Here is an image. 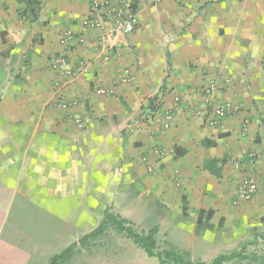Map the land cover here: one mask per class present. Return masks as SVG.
<instances>
[{
  "label": "crops",
  "instance_id": "0c3cea01",
  "mask_svg": "<svg viewBox=\"0 0 264 264\" xmlns=\"http://www.w3.org/2000/svg\"><path fill=\"white\" fill-rule=\"evenodd\" d=\"M92 1L0 0V264H49L107 209L137 232L158 227L159 246L194 261L238 251L264 232V0H135L129 34L84 29ZM65 30L86 43L64 46ZM61 54L86 71L60 74L51 63ZM210 79L217 101L239 107L221 125L194 114ZM249 151L260 156L258 191L234 205L244 175L234 161ZM104 235L67 264H162L125 233Z\"/></svg>",
  "mask_w": 264,
  "mask_h": 264
},
{
  "label": "built area",
  "instance_id": "2783aa9c",
  "mask_svg": "<svg viewBox=\"0 0 264 264\" xmlns=\"http://www.w3.org/2000/svg\"><path fill=\"white\" fill-rule=\"evenodd\" d=\"M151 3L156 4L161 0H149ZM135 0H93L90 11L83 19V27L86 30H92L100 27L105 23L113 26L115 34H129L135 31L139 24L138 11L136 9ZM61 43L64 46H69L73 43L85 44L86 38L84 35L75 33L72 30H65L61 35ZM53 68L60 74L67 77L79 76L83 71H86L87 65L81 63L79 69L69 67L65 54L57 55L52 61ZM124 82L130 81L131 78L125 75L122 79ZM219 90V83L215 79H210L203 89V104L200 108L194 110V114L200 117L205 122L211 125H221L229 116L238 113L239 107L231 100L217 101L216 93ZM99 92L105 94V88L99 89ZM181 98L175 96V101L179 103ZM72 102L59 98L58 105L63 109H68ZM74 115H70L73 118ZM174 120L172 111L165 114L163 126L169 128ZM75 124L78 128L82 129L84 123L79 118H74ZM243 129H247L246 123ZM164 151L161 148H155L153 154L155 159L160 160ZM259 154L254 151L247 152L243 157L234 161V167L237 170H243L244 175L240 179L232 203L238 205L241 202L251 201L258 191V178L260 171L256 167V162L259 160ZM143 163L146 164L148 171L154 172L155 165L150 161L149 155L145 154L142 157Z\"/></svg>",
  "mask_w": 264,
  "mask_h": 264
},
{
  "label": "trees",
  "instance_id": "16d2710c",
  "mask_svg": "<svg viewBox=\"0 0 264 264\" xmlns=\"http://www.w3.org/2000/svg\"><path fill=\"white\" fill-rule=\"evenodd\" d=\"M213 163H215L214 160L211 161L210 165ZM203 213L204 211H201V215L197 221V233L205 229V222L202 219ZM110 227H114L119 232L125 233L138 246L142 247L149 256L158 258L162 264H206L202 261L192 260L189 252L177 249L172 245H168V248L159 246L156 239L158 227H153L144 232H137L129 220L112 214L109 209L105 211L104 218L96 229L87 233L60 253L54 255L49 264H65L69 262L75 255L81 252V249L86 248L88 240L104 236ZM252 242L246 243L238 251L218 255L210 264H229L241 258L243 252Z\"/></svg>",
  "mask_w": 264,
  "mask_h": 264
},
{
  "label": "rangeland",
  "instance_id": "374dc122",
  "mask_svg": "<svg viewBox=\"0 0 264 264\" xmlns=\"http://www.w3.org/2000/svg\"><path fill=\"white\" fill-rule=\"evenodd\" d=\"M108 231L114 232L117 230L114 227H110ZM104 239H105V235L102 237L91 238L90 240H88L86 248L81 249V252L75 256H78L81 253L83 254L93 253L95 249L103 245ZM250 241L253 242L248 245L246 250L243 252L242 257L230 262L229 264H264V232L262 233L256 232L255 236L248 242ZM161 247L168 248V245L166 244L161 245ZM102 263L103 261L99 260V257H94V256H86L85 258L82 257V259L75 262V264H102Z\"/></svg>",
  "mask_w": 264,
  "mask_h": 264
}]
</instances>
